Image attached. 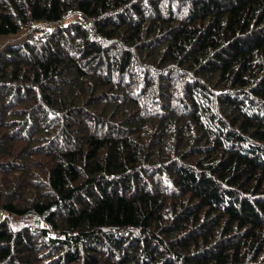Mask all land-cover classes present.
Listing matches in <instances>:
<instances>
[{"label": "trees", "instance_id": "trees-1", "mask_svg": "<svg viewBox=\"0 0 264 264\" xmlns=\"http://www.w3.org/2000/svg\"><path fill=\"white\" fill-rule=\"evenodd\" d=\"M40 21L0 49V264H264V0H0Z\"/></svg>", "mask_w": 264, "mask_h": 264}, {"label": "rangeland", "instance_id": "rangeland-1", "mask_svg": "<svg viewBox=\"0 0 264 264\" xmlns=\"http://www.w3.org/2000/svg\"><path fill=\"white\" fill-rule=\"evenodd\" d=\"M72 19V17H70ZM70 18H66L62 23L58 24H63L66 23L70 20ZM55 24L51 23H45V22H35L32 26L29 25L27 27H23L17 31L15 34H10L4 37H0V49L3 45L5 44H16L21 42L26 36L28 32H39V31H45L49 30L54 27ZM6 215L5 212L0 213V218L4 217Z\"/></svg>", "mask_w": 264, "mask_h": 264}, {"label": "built area", "instance_id": "built-area-1", "mask_svg": "<svg viewBox=\"0 0 264 264\" xmlns=\"http://www.w3.org/2000/svg\"><path fill=\"white\" fill-rule=\"evenodd\" d=\"M81 23H82L83 25H86V24L88 23L87 18H86V17H81Z\"/></svg>", "mask_w": 264, "mask_h": 264}]
</instances>
